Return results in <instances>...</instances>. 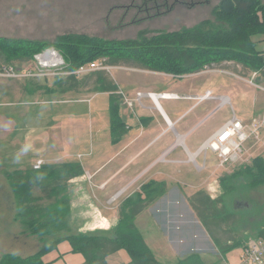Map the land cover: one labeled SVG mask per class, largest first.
<instances>
[{"label": "rangeland", "instance_id": "374dc122", "mask_svg": "<svg viewBox=\"0 0 264 264\" xmlns=\"http://www.w3.org/2000/svg\"><path fill=\"white\" fill-rule=\"evenodd\" d=\"M197 1L199 2L192 8L177 3L171 13L134 21L132 17L138 12L137 7L134 6L142 3V0H0V36L49 43L55 42L62 34L73 32L106 40L137 39L142 31H146L145 35L150 37L155 33L154 31H172L184 26L192 27L202 20L213 19L214 8L223 0ZM261 1L264 3V0ZM121 21L125 25L116 27ZM253 38L257 41V48L264 50V34L254 33ZM2 58L0 63L4 62ZM211 64H216V68L222 65L223 68L229 69L227 73L204 75L222 74L224 76L221 85L234 91L229 94L233 107L239 117H242L243 122L249 121L257 114L264 116V90L261 88L264 86V78H259L258 73L255 75L254 72L245 71L241 62L238 63L233 59H224ZM209 65L210 63L207 66ZM119 66L126 68L115 67L104 72L120 83V90L130 99H133L131 94L136 87L146 88L148 89L146 91L152 92L165 91L169 89L168 82L172 81L170 80L172 78L135 65L124 63ZM233 73L246 79H237ZM252 80L253 83L250 82ZM54 82L52 77L30 80L0 78V261L6 255L4 253L15 249L13 243L16 238L25 240L35 236L42 241L41 247L49 246L58 239V236H43L40 231L34 233L31 227L17 216L18 209L14 204L16 195L11 183V174L15 175L19 170L33 169L39 160L45 161L44 165L56 166H61L68 161L79 162L84 170L85 167L87 168L83 174L86 176L84 184L87 187H95L96 191H99L98 187L100 185L105 187L104 181L110 174L117 171L125 160V154L120 152L124 143H120L119 138H114L110 129L109 95L100 94L97 97L86 91L66 93L47 91L45 86L54 89ZM37 86L40 87L37 88ZM92 96H94L93 99ZM161 102L167 108V101ZM174 102L176 101L172 103ZM120 103L122 104L123 101ZM143 103L150 105L152 100L145 99ZM227 106L220 111L217 110V116L206 124L215 123L218 119L231 118L233 111L231 112V105ZM131 110L120 105L119 113L122 116H131ZM246 116L250 118L246 119ZM169 136H172L171 133ZM260 138V141L250 140L246 143L243 164L249 163L257 155H264V129L260 133ZM208 155V166L204 170L200 169L202 158L198 159L199 166L192 162L175 165L176 171L187 168L176 182L177 184L186 183L195 190L205 189L213 197H217L222 192L219 178L232 172L240 164L218 168L216 155L213 152H209ZM170 156L187 159L182 148L177 149ZM136 165L137 163L133 164L118 177H116L117 174L116 178L113 177L107 182L109 191L113 192L116 184L131 169H139ZM164 167L166 166L160 165L158 169ZM215 169L218 170L216 174L213 171ZM87 170L89 172H86ZM64 185L66 189L63 193L66 194V200L70 203L72 190L69 183ZM85 185L80 184V186ZM34 190L36 195L46 196V191L42 188L36 187ZM128 193L129 191L125 192L121 199ZM93 196L97 203H106L108 199L102 198L99 194H93ZM247 198L253 202L255 209L246 216L241 214L244 220L240 217L242 219L240 227L231 235L245 240L246 233L250 236L258 234V224L264 221V183L250 190ZM112 200L117 203L114 201L117 200L114 196ZM56 201L55 196L44 199L42 203L54 204ZM67 216L69 215H66L65 220ZM120 218H122L121 215ZM19 220L22 224L17 223ZM14 230H16L15 234ZM240 247L237 246L238 249Z\"/></svg>", "mask_w": 264, "mask_h": 264}, {"label": "trees", "instance_id": "16d2710c", "mask_svg": "<svg viewBox=\"0 0 264 264\" xmlns=\"http://www.w3.org/2000/svg\"><path fill=\"white\" fill-rule=\"evenodd\" d=\"M213 16V19L202 20L192 27L154 31L150 37L142 31L137 39L129 40H106L76 32L62 34L52 43L0 36V58L3 57L4 61L0 66L24 64L43 49L55 47L63 55L69 69L103 61L111 66L125 63L151 71L184 75L198 71L209 63L233 59L241 62L245 71L257 72L259 78H264V50L257 48V41L253 38L254 33L264 34V3L261 0H223L214 8ZM104 71L108 70H95L82 76H61L54 79V89L47 86L45 89L64 93L109 92L112 133L118 139L126 131L119 113L122 96L118 83ZM84 173L81 163L68 161L61 166L46 164L40 169L19 170L15 175L11 174L17 216L34 233L40 231L43 236L63 231L67 226L65 217L70 211L67 196L63 193L66 189L64 183ZM219 182L222 192L217 197L200 189L188 200L220 253L225 255L251 237L247 233L246 240L231 235L240 227L244 218L241 214L246 216L255 209L247 197L250 190L264 183V155H257L249 163L222 175ZM36 187L46 191V196L36 195ZM163 187L162 182L150 181L144 186L143 194L136 193L130 197L120 209L122 220L115 233L94 231L69 234L67 238L73 252L85 256L83 264H108L107 256L120 249H126L131 256L127 264H159L137 228L135 218L162 194ZM55 196L57 201L54 204L42 203L44 199ZM257 233V239L264 238V221L258 224ZM54 244L25 258L6 254L0 264H46L42 255ZM177 264L204 263L199 255L193 254Z\"/></svg>", "mask_w": 264, "mask_h": 264}, {"label": "crops", "instance_id": "0c3cea01", "mask_svg": "<svg viewBox=\"0 0 264 264\" xmlns=\"http://www.w3.org/2000/svg\"><path fill=\"white\" fill-rule=\"evenodd\" d=\"M158 74L172 78L170 79L172 81L168 82V90L155 91V93H166L167 91V93L178 94L179 97L159 99L157 104L152 101L150 105L143 103L145 99H150L145 97L142 99L145 107L136 105L138 108L135 106L136 109L131 110V116L120 115L126 127V131L119 137V142L124 143L120 150L122 154H125L124 163L117 171L107 177L106 181H104L106 182L105 187L101 185L98 187L100 192L96 191L95 187H87L84 184L86 178L84 175L75 177L68 182L72 190V198L69 203V216L66 218L67 227L63 231L55 232L53 235L48 236H58V239L53 242L55 243L54 246L46 249L42 255V260L46 264H83L86 260L85 256L82 253L73 252L70 241L67 238L68 235L94 231H103L108 234L115 233L121 220L120 209L122 206L134 194H143L144 186L150 181L164 183L162 194L136 215L135 224L159 264H177L193 254L199 255L204 264H264V260L261 263H253L243 258L246 246L257 239L256 235L244 241L240 249L235 247L225 255L220 253L188 200L199 189L195 190L186 183L177 184L176 182L179 181L182 172L187 170V168L182 171H176L174 168L177 164L190 163L188 159L182 160V158H172L170 156L180 147L172 150L167 155V161H159V157L163 152L176 140V133L184 136V143L189 150L194 152L209 135L232 118L233 113L231 118L227 120L218 119L215 123L206 124L210 119L217 116L218 111L215 113L213 111L219 101L204 100L199 102L195 96L202 95L207 90H211L215 95L230 96L229 93L234 91L221 85V82L224 81L222 74H187L184 77H174L163 72H158ZM119 89H121L120 86ZM146 90L148 89L136 87L131 95H133V99H136L138 91ZM90 93L97 97L100 94H108L110 98L109 92L94 91ZM94 96H92V99ZM162 100L167 101V108L162 104ZM121 101L122 99L119 102ZM173 101L176 102L172 103ZM121 106L124 108L128 107L123 103ZM224 107L228 106L225 105L221 109ZM178 108L181 109L178 110ZM230 109L239 119H242L236 113L233 104ZM250 116H246V119H249ZM110 129L112 132L111 122ZM170 133L171 137L169 136ZM186 157L188 158L187 154ZM178 160L187 162H178ZM135 163H137L136 167L139 169H131L116 184V189L113 192L109 191V183L107 182L117 174L116 177H118ZM160 165H165L166 167L158 169ZM207 166L208 161L203 170ZM171 167L173 168L170 169ZM213 171L216 174L218 170L215 169ZM86 172L89 171L87 170ZM81 183L85 186H80ZM120 190H125L124 193L129 191V193L121 199L123 193L117 200H114L117 202L115 203L112 197ZM92 193L99 194L102 198H108L106 203H97ZM96 198L99 199V197ZM14 204L16 206L15 202ZM19 222L22 224L20 220L17 223ZM41 242L35 236H30L25 240L16 238L13 243L15 249L7 253L25 258L42 251L48 246L41 247ZM130 260L131 256L126 249L115 251L106 258L108 264H127Z\"/></svg>", "mask_w": 264, "mask_h": 264}, {"label": "built area", "instance_id": "2783aa9c", "mask_svg": "<svg viewBox=\"0 0 264 264\" xmlns=\"http://www.w3.org/2000/svg\"><path fill=\"white\" fill-rule=\"evenodd\" d=\"M216 64L205 66L202 69L195 71L193 75L208 74V73H227L229 69L223 68L221 65L216 68ZM126 68L124 66H111L105 64L103 61H94L89 64H85L76 69H69L66 60L61 52L55 47H47L42 51L36 53L32 60L18 65V64H2L0 66V78L6 79H36V78H49L52 79L67 76L76 75L82 76L95 70H111L112 68ZM129 68V67H128ZM157 72V71H154ZM158 73V72H157ZM168 74V73H167ZM235 77L246 79L236 73H233ZM256 75L257 72H254ZM174 77H184V75L169 74ZM253 83L254 81H250ZM264 90V86H261ZM123 104L127 105L130 109H134L136 105L145 107L142 103V99L150 98L157 104L159 99L179 97L174 93H155L151 91H138L136 93V99H130L124 92L120 91ZM186 97V96H184ZM190 97V96H189ZM199 102L204 100H218L219 103L215 108V113L225 105H231V98L228 95H215L211 90H207L204 94L195 96ZM264 129V116L261 114L254 115L249 121L243 122L233 112V116L230 120L224 123L215 132L209 135L199 147L192 152L184 143V136L176 133V140L163 152L159 157V161H167V155L176 148H182L188 155V161L192 162L196 166H199L198 159L202 158V165L200 169L205 168L208 161L209 152H213L218 159V167L225 168L226 166L233 164H243L245 162V145L248 141H260V133ZM183 138V142L179 143V140ZM178 162H187L180 161ZM46 162L39 160L33 167L34 169H40ZM125 190H120L114 195V199H118ZM244 260L251 261L253 263H261L264 260V238H258L253 242H250L243 255ZM228 264V263H222Z\"/></svg>", "mask_w": 264, "mask_h": 264}, {"label": "flooded vegetation", "instance_id": "af4514ba", "mask_svg": "<svg viewBox=\"0 0 264 264\" xmlns=\"http://www.w3.org/2000/svg\"><path fill=\"white\" fill-rule=\"evenodd\" d=\"M197 0H142V3L136 4L137 11L132 19L134 21H140L141 19H150L160 17L167 13H171L177 3L183 4L192 8L194 4L198 3ZM123 20V18H122ZM125 24L121 21L116 27H123Z\"/></svg>", "mask_w": 264, "mask_h": 264}, {"label": "bare ground", "instance_id": "6f19581e", "mask_svg": "<svg viewBox=\"0 0 264 264\" xmlns=\"http://www.w3.org/2000/svg\"><path fill=\"white\" fill-rule=\"evenodd\" d=\"M186 78V77H185ZM183 142V138H181L180 140H179V143H182Z\"/></svg>", "mask_w": 264, "mask_h": 264}]
</instances>
